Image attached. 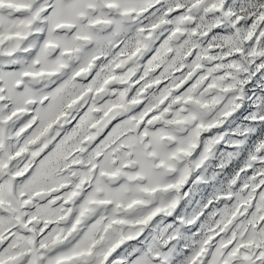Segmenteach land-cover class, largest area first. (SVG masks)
<instances>
[{"label":"snow or ice","instance_id":"snow-or-ice-1","mask_svg":"<svg viewBox=\"0 0 264 264\" xmlns=\"http://www.w3.org/2000/svg\"><path fill=\"white\" fill-rule=\"evenodd\" d=\"M0 264H264V0H0Z\"/></svg>","mask_w":264,"mask_h":264},{"label":"rangeland","instance_id":"rangeland-1","mask_svg":"<svg viewBox=\"0 0 264 264\" xmlns=\"http://www.w3.org/2000/svg\"><path fill=\"white\" fill-rule=\"evenodd\" d=\"M221 147H222V146H221ZM212 163H213V164H215V163H216V161H215V160H213V161H212ZM130 243H131V242H130Z\"/></svg>","mask_w":264,"mask_h":264}]
</instances>
